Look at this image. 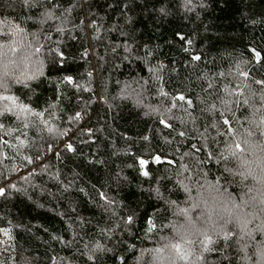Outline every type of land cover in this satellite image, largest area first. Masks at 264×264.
I'll use <instances>...</instances> for the list:
<instances>
[{"label":"trees","instance_id":"trees-1","mask_svg":"<svg viewBox=\"0 0 264 264\" xmlns=\"http://www.w3.org/2000/svg\"><path fill=\"white\" fill-rule=\"evenodd\" d=\"M0 78V264H153L206 191L251 194L227 149H264V0H0ZM208 235L176 264L264 250L259 219Z\"/></svg>","mask_w":264,"mask_h":264},{"label":"clouds","instance_id":"clouds-1","mask_svg":"<svg viewBox=\"0 0 264 264\" xmlns=\"http://www.w3.org/2000/svg\"><path fill=\"white\" fill-rule=\"evenodd\" d=\"M236 141H230L227 149L235 160L233 171L237 173L234 180L238 184L251 181L250 195H245L241 202L223 200L215 191H206L200 196L195 206L201 209L199 218L184 216L183 221L174 224V234L161 242L159 251L155 253L153 264H176L178 252L176 244L181 242L188 250V242L204 236L211 230L221 229L222 225L233 228L247 220L264 222V149L259 152L253 147L250 138L240 139L243 151L236 148ZM257 264H264V250L258 251Z\"/></svg>","mask_w":264,"mask_h":264},{"label":"snow or ice","instance_id":"snow-or-ice-1","mask_svg":"<svg viewBox=\"0 0 264 264\" xmlns=\"http://www.w3.org/2000/svg\"><path fill=\"white\" fill-rule=\"evenodd\" d=\"M256 58L259 59L260 58V54L257 53L256 54ZM196 59H199V57H196ZM5 76L8 75V73H5L4 74ZM23 81H20V80H17L16 83H22ZM254 83H259L260 85L264 86V80L262 81H259V82H255ZM0 89H3L5 91L8 90V85L4 83L3 79L0 78ZM180 100H184L185 98L183 96H180L179 97ZM260 99L262 101H264V95H261L260 96ZM16 98L11 96V95H0V101H13L15 102ZM244 103H248V100H245ZM175 106V105H174ZM12 111V108H9L7 107L6 105L3 107L2 110H0V116H5L6 117V113L8 112H11ZM24 111H27V109H24ZM77 116H79V114H77ZM225 124L228 123L227 120L224 121ZM2 126V125H0ZM49 131H52V129H49ZM68 147L70 148L71 145H68ZM236 148L239 149L240 151H243V148L241 147V145L239 143L236 144ZM156 162H159L160 161V158L159 157H156L155 158ZM148 163V161L146 160H140V164L141 165H146ZM144 175H148V172L145 171L144 172ZM5 190L4 189H0V195L4 194ZM186 211V210H184ZM129 221H131V217L128 218ZM151 230V229H150ZM229 235V233H225V238H227V236ZM191 243V242H190ZM215 241L212 239L211 236H209L208 234L204 235V239L199 241V244H200V247L201 249H203L204 251H212V249L209 247V245H212L214 244ZM175 248L177 250L178 253H180L181 255V259H189V254H185L183 252H181V245L180 244H176L175 245ZM159 251V250H157ZM201 259V257H197V261H199Z\"/></svg>","mask_w":264,"mask_h":264},{"label":"built area","instance_id":"built-area-1","mask_svg":"<svg viewBox=\"0 0 264 264\" xmlns=\"http://www.w3.org/2000/svg\"><path fill=\"white\" fill-rule=\"evenodd\" d=\"M47 153H48L47 151H44L43 155H44V156H46V155H47Z\"/></svg>","mask_w":264,"mask_h":264}]
</instances>
